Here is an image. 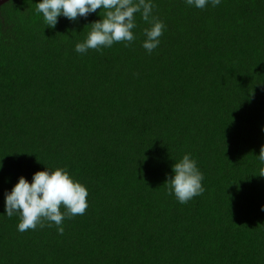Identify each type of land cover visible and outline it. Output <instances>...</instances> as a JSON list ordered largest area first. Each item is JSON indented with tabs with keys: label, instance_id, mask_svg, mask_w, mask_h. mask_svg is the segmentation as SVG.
I'll list each match as a JSON object with an SVG mask.
<instances>
[{
	"label": "trees",
	"instance_id": "1",
	"mask_svg": "<svg viewBox=\"0 0 264 264\" xmlns=\"http://www.w3.org/2000/svg\"><path fill=\"white\" fill-rule=\"evenodd\" d=\"M38 2L0 7V264H264V0H153L151 54L139 14L133 42L80 54L101 9L49 28ZM184 154L204 192L181 204L164 183ZM45 165L88 208L20 232L4 193Z\"/></svg>",
	"mask_w": 264,
	"mask_h": 264
},
{
	"label": "clouds",
	"instance_id": "2",
	"mask_svg": "<svg viewBox=\"0 0 264 264\" xmlns=\"http://www.w3.org/2000/svg\"><path fill=\"white\" fill-rule=\"evenodd\" d=\"M186 4L197 9H205L209 5L215 8L221 0H185ZM103 10V16L89 24L85 39L75 45V52L86 54L89 49L101 50L110 48L114 43L133 42L136 37V14L149 26L143 30L141 46L151 54L160 44L164 23L153 16V0H39L36 12L41 14L47 27L55 28L58 18L64 17L75 22L79 18H87ZM264 131V127L261 129ZM171 174H166L168 194L174 195L181 204H186L196 196L202 195L203 173L191 154H184L174 160ZM46 167L33 173L31 182L24 176L10 191L4 193V215L18 216L17 230L25 232L35 230L37 226L45 227L55 224L59 233H63V221L77 215H84L88 208V189L75 180L67 168ZM259 176L264 177V144L257 156ZM3 164L0 163V169ZM61 208L64 211H61ZM264 211V205L261 206Z\"/></svg>",
	"mask_w": 264,
	"mask_h": 264
},
{
	"label": "water",
	"instance_id": "3",
	"mask_svg": "<svg viewBox=\"0 0 264 264\" xmlns=\"http://www.w3.org/2000/svg\"><path fill=\"white\" fill-rule=\"evenodd\" d=\"M11 0H0V7Z\"/></svg>",
	"mask_w": 264,
	"mask_h": 264
}]
</instances>
